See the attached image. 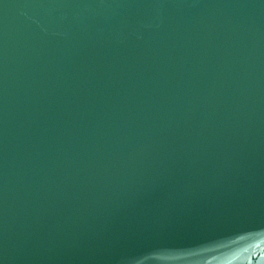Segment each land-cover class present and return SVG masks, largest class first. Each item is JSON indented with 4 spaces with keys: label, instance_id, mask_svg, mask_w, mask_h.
Here are the masks:
<instances>
[{
    "label": "water",
    "instance_id": "95a60500",
    "mask_svg": "<svg viewBox=\"0 0 264 264\" xmlns=\"http://www.w3.org/2000/svg\"><path fill=\"white\" fill-rule=\"evenodd\" d=\"M0 264H264V0H0Z\"/></svg>",
    "mask_w": 264,
    "mask_h": 264
}]
</instances>
